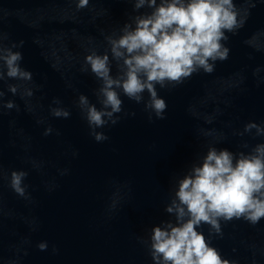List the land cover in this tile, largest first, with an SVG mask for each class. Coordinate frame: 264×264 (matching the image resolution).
<instances>
[{
  "label": "water",
  "instance_id": "water-1",
  "mask_svg": "<svg viewBox=\"0 0 264 264\" xmlns=\"http://www.w3.org/2000/svg\"><path fill=\"white\" fill-rule=\"evenodd\" d=\"M78 2L0 0L3 48L21 52L20 67L32 73L28 82L8 78L0 59V264H154L152 229L177 226L176 209L166 208L179 181L202 166L210 148L247 154L264 143L255 129L244 131L249 122L264 128V0H233L238 19L244 9L248 14L235 34L225 33L229 55L212 73L201 69L175 87L156 85L167 104L164 119L153 113L149 120L147 91L137 103L115 89L122 111L117 124L97 129L109 138L103 142L89 135L77 106L85 95L102 108L101 81L90 67L81 71L85 57L107 52L115 78L118 62L106 37L119 38L125 24L134 29L135 18L154 9H136V0H89L78 10ZM119 65L126 71L123 59ZM10 84L19 86L17 94ZM29 88L33 95L22 98ZM8 101L16 107H3ZM51 108L70 116L54 117ZM14 170L28 173L30 201L9 187ZM220 224L222 235L210 236L207 224L197 231L234 264H264V217L256 225L243 218ZM45 241L47 250H39Z\"/></svg>",
  "mask_w": 264,
  "mask_h": 264
},
{
  "label": "clouds",
  "instance_id": "clouds-1",
  "mask_svg": "<svg viewBox=\"0 0 264 264\" xmlns=\"http://www.w3.org/2000/svg\"><path fill=\"white\" fill-rule=\"evenodd\" d=\"M88 4L89 0H79L77 9ZM145 4L154 10L147 16L135 18L134 29L125 24L119 38L106 37L112 58L118 62L117 76L113 78L111 75L107 52L97 54L93 50L85 57L86 66L81 68V71L87 72L90 67L91 73L101 81L99 92L103 99L100 110L85 95L79 96L77 104L87 121L89 135L96 142L109 139L103 132L97 131L98 128L115 125L119 121V116L115 114L122 111V100L115 89H121L125 96L137 103L142 101V94L147 91L149 98L144 106L149 112V120L153 113L156 118L164 119L167 104L159 97L156 85L161 88L168 85L175 87L201 69L212 73L215 62L224 61L229 55V48L222 43L229 39L225 33L235 34L248 14L244 9V15L238 19L240 10L233 0H160L158 6L157 0H136L135 8ZM4 38L0 35V52H7V55L0 56V59L7 66V77L31 81L32 73L18 63L23 59L22 53L3 48ZM23 43L20 41L19 45L13 44L12 47L23 46ZM120 59H123L126 71L119 65ZM258 72L259 69L256 70ZM3 79L4 73L0 71V80ZM18 87L10 84L8 90L17 94ZM32 95L31 88L20 94L22 98ZM3 96L4 92L0 91V101ZM53 103L59 104L60 101L54 100ZM3 107L12 109L16 105L8 101ZM28 110L32 111L30 105ZM51 114L58 118L70 116L64 108H51ZM252 129L256 130L257 136L264 135V128L254 122L246 124L244 131ZM52 131L49 126L44 135ZM27 175L23 170L12 171L9 187L19 197L30 201L28 185L24 184ZM173 208L177 213V226L168 223L166 228L152 229L149 250L154 264H234L222 258L197 228L207 224L210 236L222 235L221 220L243 218L256 225L264 217V143H258L247 154L210 148L202 166L194 168L193 175L179 181L175 199L166 211L171 213ZM37 247L45 251L48 244L40 242ZM56 251L53 247V252Z\"/></svg>",
  "mask_w": 264,
  "mask_h": 264
}]
</instances>
